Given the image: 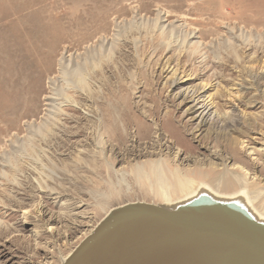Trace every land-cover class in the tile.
Here are the masks:
<instances>
[{
	"label": "rangeland",
	"instance_id": "rangeland-1",
	"mask_svg": "<svg viewBox=\"0 0 264 264\" xmlns=\"http://www.w3.org/2000/svg\"><path fill=\"white\" fill-rule=\"evenodd\" d=\"M158 18L194 33L189 46L181 50L175 38L168 40ZM118 24L120 48L95 78L96 124L83 108L69 111L60 135L49 142L54 164L43 156L36 175L25 160L16 175L22 186L14 190L0 180V264H61L112 209L138 201L160 205L133 175L125 183L109 171L111 164L130 171L132 151L154 150L157 139L168 147L165 156L180 152L174 166L187 168L183 159L219 153L231 172L248 180V186L226 191H242L229 201L201 185L221 189L211 172L212 180L193 175L195 185L189 197L180 196L182 206L209 195L243 202L263 222L264 208L256 203L264 201V94L255 79L264 76V0H0V96L8 103L15 99L21 110L17 121L0 119V149L10 151L8 140L24 138L25 124L40 119L24 109L42 90L29 105L32 112L38 105L44 110L56 55L82 53L101 38L111 42ZM194 91L202 93L209 111L202 134L195 129L202 110L189 113L192 103L183 100ZM99 128L110 145L105 157L96 149ZM216 167L222 173L223 166ZM6 171L13 179L11 169ZM41 183L47 188L39 191Z\"/></svg>",
	"mask_w": 264,
	"mask_h": 264
},
{
	"label": "bare ground",
	"instance_id": "bare-ground-1",
	"mask_svg": "<svg viewBox=\"0 0 264 264\" xmlns=\"http://www.w3.org/2000/svg\"><path fill=\"white\" fill-rule=\"evenodd\" d=\"M165 22L166 20H161L160 18L156 20V25L162 30V34L164 35L166 31L170 33L168 40L171 37L175 38L177 41L174 42V44L177 43L181 50L188 47L191 40L195 37L194 33L187 32V27L185 28L184 25H176L174 23H169L167 25ZM115 29L116 33L111 42H109L108 38H101L98 40L97 45L87 46L82 53L68 55L67 52H63L60 55H56L57 60L54 65H56L57 70L56 74L48 79L49 87L47 88V94L44 96V110L40 112V107L38 105V107L32 112V108L29 105L38 100L42 90L41 93L36 92L37 94L30 99V103L24 109L26 114L29 113L30 115L31 112V114L33 113V116L41 115L40 119L25 124L24 132L26 135L24 138H19L18 135H15L8 140V142H10V151L7 149H0V180L4 183L3 185L7 187L6 189L14 190L16 187L22 186V181L16 175L22 171V165L26 163L25 160L31 162L30 168L36 175L40 173L39 169L42 168L40 163L44 160L43 156L49 158L52 164H54L53 157L50 156L51 154L49 155L51 145L49 142L54 141L55 138L60 135L59 132L61 128H63L62 124L70 119L69 111L76 112L78 109L83 108L87 112L88 121L96 124V119L98 120L96 110L99 112V106L97 105L98 97H96V94L100 90L98 91V89L95 88L97 82L95 78L98 71H105L106 67L109 66L108 63L115 56L116 49L120 48L119 43L122 37V27L118 24L115 26ZM233 38L237 39L238 37L233 36ZM169 43V48H172L174 44ZM255 80L258 84L259 91L261 90L264 94V76ZM201 98L202 93L194 91L185 94L183 100L192 103L188 109L189 113H195L198 110H202L198 115L199 124L197 128H195L197 132H201L202 134L206 130L205 128L209 125V120L207 118L209 111L206 112L208 106L202 102ZM8 100L9 99L4 98V96H0V119L2 121H17L21 110L19 106H16L15 99L11 103H8ZM102 120L103 119L100 120L101 123ZM141 126L142 125H139L138 123L137 127L141 128ZM11 128L12 127H8L7 131L4 132H10ZM220 129L219 126L214 127L215 132ZM21 130L22 129L17 128L18 132ZM226 130L228 129L226 128ZM94 132L100 139L99 145H96V149L99 150L97 152L100 156L105 157L107 155V150H105L107 141L104 140L102 134H99L100 128L99 130L95 129ZM158 137H160V135ZM132 142L134 144L135 140ZM154 142V150L149 149L146 151L144 149H136L132 151L130 156L131 163H128L130 171L116 170L113 164H111L109 171L114 175H122L125 183L129 182L128 175H133L136 183L144 191V194L147 196L152 195L155 198L160 199V205L164 208H166L165 206L178 205L180 207L167 209L183 213L212 216L233 222H242L264 236V218L263 222L256 220L255 216H253L243 202L225 203L216 200L209 195L199 196L196 200L184 206H182L180 202V196L183 198L189 197L188 188L195 185V178L193 175L196 174L200 175L202 180H212L210 175H215L212 182L221 185V189L218 186H213V183L206 182V184L203 183L201 185L203 187H208L209 189H211V187L215 188L217 191L216 195H218L220 199L229 201L238 199L242 191L231 193L226 191L232 186L246 187L249 183L247 178L240 177L236 173H233L234 171H230V168L228 167V158L222 154L213 153L211 156L183 159L188 165V167L186 166L187 168H183L181 166H174L173 164L178 163L181 160V154L179 151L175 153L170 152L169 155L165 156L163 151L168 149V147L163 149L164 144H161L160 139H157ZM51 146L53 147V145ZM107 146L109 147L110 145L107 144ZM11 157L16 160L15 164L13 163V166L9 165V163H11ZM141 159L145 160L140 161ZM217 165L223 166L222 173L216 171ZM6 168H9V170L11 169L13 179L7 178L9 173H7ZM205 169H208L209 174L204 171ZM201 182L198 183L200 184ZM122 185L123 184H121V186ZM45 188L47 187H44L42 183L38 186L39 191ZM240 189L242 190V188ZM172 196L174 197V201L171 199ZM261 198L259 199L262 200ZM256 204L258 207H261V209L264 208V201L263 206H260L259 203ZM111 211H113V209ZM259 211L260 209L257 212L258 214L260 213ZM68 257L63 259L61 264L64 263Z\"/></svg>",
	"mask_w": 264,
	"mask_h": 264
},
{
	"label": "water",
	"instance_id": "water-1",
	"mask_svg": "<svg viewBox=\"0 0 264 264\" xmlns=\"http://www.w3.org/2000/svg\"><path fill=\"white\" fill-rule=\"evenodd\" d=\"M62 264H264V236L242 222L130 202Z\"/></svg>",
	"mask_w": 264,
	"mask_h": 264
}]
</instances>
